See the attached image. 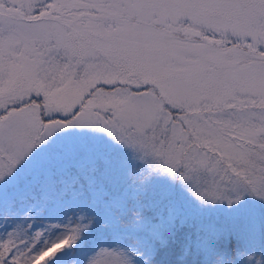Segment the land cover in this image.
I'll list each match as a JSON object with an SVG mask.
<instances>
[{"label":"snow or ice","instance_id":"1","mask_svg":"<svg viewBox=\"0 0 264 264\" xmlns=\"http://www.w3.org/2000/svg\"><path fill=\"white\" fill-rule=\"evenodd\" d=\"M0 264H264V0H0Z\"/></svg>","mask_w":264,"mask_h":264}]
</instances>
